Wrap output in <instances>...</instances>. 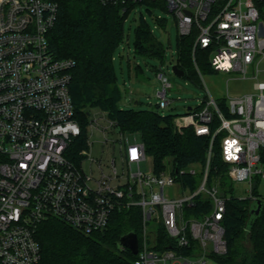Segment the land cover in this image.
Wrapping results in <instances>:
<instances>
[{
	"label": "built area",
	"instance_id": "built-area-1",
	"mask_svg": "<svg viewBox=\"0 0 264 264\" xmlns=\"http://www.w3.org/2000/svg\"><path fill=\"white\" fill-rule=\"evenodd\" d=\"M125 6L139 0H100ZM179 35L195 33L196 47L208 52L215 72L255 79L253 92L225 97V109L207 91L198 109L173 119L174 130L191 126L209 135L206 159L196 186L181 176L196 167L177 168L164 162L155 171L138 132H121L106 112H90L84 146L77 158L69 145L81 135L69 93L71 58H57L48 48L47 33L57 18L59 0H0V264H42L35 233L54 217L89 234L104 229L114 210L138 207L141 226L134 264H205L210 255L227 250L221 224L227 195L218 180L207 183L214 137L231 183H244L251 201L264 198V0H163ZM197 74L202 77L198 70ZM157 106L167 107L171 86L161 67ZM214 120L216 126L212 128ZM100 121H104L101 124ZM87 130L112 131L115 152L102 162L91 154ZM126 136V144L121 143ZM110 140V141H109ZM263 156V159H262ZM166 188L169 190L166 191ZM184 195L174 196L173 191ZM201 195L208 210L197 209ZM162 226L171 245L158 247ZM121 249H128L119 243ZM129 250V249H128Z\"/></svg>",
	"mask_w": 264,
	"mask_h": 264
},
{
	"label": "trees",
	"instance_id": "trees-1",
	"mask_svg": "<svg viewBox=\"0 0 264 264\" xmlns=\"http://www.w3.org/2000/svg\"><path fill=\"white\" fill-rule=\"evenodd\" d=\"M140 3L146 4L147 9L153 6L166 9L163 0H139L125 6L103 4L100 0H59L57 18L47 33L48 48L57 58L73 60L68 88L74 117L81 128V135L69 145L65 154L70 158L78 157L79 149L84 146L83 134L90 118V109L97 107L115 122V129L141 133L145 153L151 156L155 171L164 168L166 161L177 168H202L209 135L196 134L191 126L184 127L180 132L174 130V115L161 114L153 108H123L119 105L121 92L116 83L114 53L123 41L124 21L128 13ZM155 21L164 27L163 18L156 17ZM133 31L134 53L157 58L159 64L150 65L157 72L165 58L163 42L153 34L143 17H140ZM194 38V32L185 36L176 35L174 63L183 70L184 78L199 83L195 64L200 73L215 70L208 63V52L202 48H195L193 60ZM135 65V72H141V65ZM199 107L188 106L183 114ZM216 124L217 120H214L212 128ZM226 170L227 166L220 158L219 135H216L207 183L218 180L221 192L228 196L221 220L227 250L222 255L211 254L210 257L219 264H264V198L259 199L262 202L259 213L250 215L253 201L234 196ZM201 174H186L180 179L193 189ZM201 201L203 197L196 195L192 206L196 216L199 214L197 209L210 208L208 200L204 205H201ZM250 218L252 222L248 225ZM140 226L138 207L114 210L104 229L89 234L74 229L58 218L49 217L38 224L35 233L41 250V263L134 264L135 255L128 249H121L118 239L128 231L135 232L139 237ZM156 240L160 248H166L172 242L160 225Z\"/></svg>",
	"mask_w": 264,
	"mask_h": 264
},
{
	"label": "rangeland",
	"instance_id": "rangeland-1",
	"mask_svg": "<svg viewBox=\"0 0 264 264\" xmlns=\"http://www.w3.org/2000/svg\"><path fill=\"white\" fill-rule=\"evenodd\" d=\"M143 17L150 25L153 34L163 42L165 46V58L161 63V70L165 73L170 87L167 89V97L170 103L167 107L158 108L155 104L158 101L157 91L161 88V83L156 77V72L150 68V65H158L159 60L155 57H147L133 51L134 26ZM163 18L164 27L157 24L155 18ZM178 34L177 26L174 22L172 13L168 10L153 6L147 9L146 4H137L128 13L124 21V38L119 43L114 53V62L117 75V85L120 87L121 97L119 105L123 108H153L161 114H171L174 116L186 112L188 106H196L201 99L210 93L225 109V97L229 95H238L245 92H253V82L255 79L240 77L238 73L222 74L214 71L202 73L199 83L176 75L171 70V63H174L176 35ZM141 65V72H135V64ZM258 80L264 81V72ZM99 108L93 107L91 111H97ZM104 124V121H100ZM86 137L92 141L91 154L96 158H101L102 162L110 158L112 149L116 152L118 142H107L102 145L104 138L117 139L119 135L112 131L87 130ZM110 141V140H109ZM121 143L126 144V136H123ZM170 164V161H166ZM202 168H196V172L201 173ZM233 190L240 196H245L244 183H233ZM169 189L166 188V191ZM174 196L177 194L184 195L182 191H173ZM246 244V243H245ZM205 264H219L212 257H208Z\"/></svg>",
	"mask_w": 264,
	"mask_h": 264
},
{
	"label": "water",
	"instance_id": "water-1",
	"mask_svg": "<svg viewBox=\"0 0 264 264\" xmlns=\"http://www.w3.org/2000/svg\"><path fill=\"white\" fill-rule=\"evenodd\" d=\"M259 28H260V33L264 34L263 26L260 25ZM171 70L176 75L183 76V70H181L175 63H171ZM117 130H118V128H117ZM137 134H138V139L140 141H142L141 133L138 132ZM261 205H262L261 200H259V199L254 200L253 203L251 204L249 214L252 216H256L260 211ZM251 222H252V218H250L248 220V225L251 224ZM246 229L248 230V228H246ZM118 242L120 244H122L123 246L127 247L131 251V253H133V254L136 253V251H137V236H136L135 232L128 231V232L122 234L119 237Z\"/></svg>",
	"mask_w": 264,
	"mask_h": 264
}]
</instances>
